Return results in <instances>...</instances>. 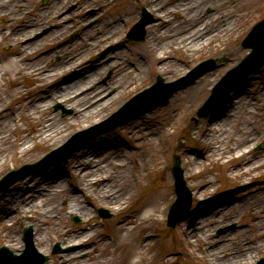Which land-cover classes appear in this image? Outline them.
Masks as SVG:
<instances>
[{
	"label": "bare ground",
	"instance_id": "obj_1",
	"mask_svg": "<svg viewBox=\"0 0 264 264\" xmlns=\"http://www.w3.org/2000/svg\"><path fill=\"white\" fill-rule=\"evenodd\" d=\"M101 1L108 4L115 0ZM146 1L156 12L168 15V24L158 27V19L149 24L150 33L142 45L143 50L136 49L133 55L130 47L121 44L126 32L125 22L133 16L131 11H106L108 14L104 13L99 23L87 27L86 35L92 36V40L85 42L84 46L89 47L90 51L77 49L76 54L66 55L64 63L58 68L48 65L45 58L33 61L26 56L43 39H35L36 31L45 25L43 23L46 20H57L61 7L55 6L43 21L34 17L30 24L16 25L9 31L8 28L3 29L7 38L20 43L15 50L0 53V171L8 167L9 163L15 165L35 159L48 146L63 141L72 129L99 119L120 103L124 96L143 88L149 64L169 81L186 73L189 64H193L205 48L214 45L211 56L226 54L228 60L219 63L213 71L205 72L193 85L179 91L173 98L179 104L200 99L211 90L218 75L239 58L244 50L238 46L239 40L244 33L250 31L255 17L261 13L246 14L239 10L243 6L242 0H174L173 5L159 10L157 6L162 0ZM4 2L5 0H0V4ZM201 3L212 7L211 13L206 17ZM17 4L21 13L15 18L20 20L24 17L22 13L28 12V9L21 7L20 0ZM1 8L3 10L0 15L4 14V9L10 10ZM14 8L12 5L11 9ZM181 9L182 12L186 9L187 14L180 13ZM169 12H173L174 16L167 14ZM89 17L84 19V24ZM12 23L13 20L7 22ZM57 32V29H53L49 35L55 36ZM231 35L232 39L227 40ZM74 43L70 40L64 48H69ZM171 52H177V55L173 56ZM107 56H113V59L108 61L105 59ZM132 56L129 60L128 57ZM108 68L112 69V79L104 84L98 83V77ZM256 76L258 74L254 75ZM249 84L246 81L232 88L221 109L206 117L199 133L200 140L207 147L206 152L188 151L185 175L189 179L200 180L193 184L192 191L196 201L191 211L182 218L181 237L188 243L192 242V237L195 241L202 239L201 247L209 262L224 253L217 252L214 246L208 247L209 240L203 232L204 224L211 217L226 213L230 204L236 202L230 203V198L213 206L204 202L206 193L214 191V180L207 179L205 173H201V166L211 155L222 158L221 163L227 167L226 174L239 180L242 185L253 181L251 175L259 176L264 172V152L250 153L254 143L264 134V94L257 91V97H253ZM14 100L17 101L16 106H12ZM54 101H60L71 108V115L60 119L58 112L50 110V104ZM131 110L133 111L129 106L128 113ZM20 120L25 123L21 127L18 125ZM14 129L23 131L15 143L10 135ZM164 134V130L155 129L147 133L142 141L146 147L138 154L131 153L129 145L122 140L108 142L99 138L97 141L87 142L67 162L70 180H74V184L68 182L56 169L42 174L33 187L31 182L37 174L25 177L23 184L17 183L0 195V225H3L0 236L11 246L18 245V235L13 234L9 227L4 228V225H10L15 215L21 213L25 219L34 223L33 228L37 231L35 242L44 245L46 227L51 218L58 220L57 204L59 200H63L66 212L79 214L85 224L79 231L70 230L65 225H56L57 236L63 245L77 244L76 250L60 254L57 263L83 264V260L77 262L76 259L82 251L88 254L91 250H96L95 243H89V240L100 226L99 223L96 225L89 222L95 215L86 205V201L91 204L88 198H95L97 206L113 213L122 212L128 202L139 200L140 206L134 213L118 218L112 240L116 244L115 248L126 246V251L132 258L136 257L130 264H140L146 258L144 251L150 249L148 245L155 239L150 232V225L161 220L165 204L174 196L168 171L163 168L156 170L154 165L159 136ZM235 158L239 159L236 163H229ZM148 163H151L150 173L144 170ZM158 173L159 180L154 178ZM23 185L29 188L28 192H21ZM241 200L239 208L254 216L251 226L260 231V225L264 223V198L248 193ZM45 224L47 226L44 227ZM138 232L140 238L136 239L135 234ZM257 235L261 236L262 233L258 232ZM248 246L250 245L241 239L235 245V249L242 248L241 252L233 255L232 251L227 262L223 258V261L219 260L221 263L214 261L213 264H250L264 244L252 245L253 251ZM38 249L44 251L41 247ZM94 261L96 264L106 263L97 258Z\"/></svg>",
	"mask_w": 264,
	"mask_h": 264
},
{
	"label": "rangeland",
	"instance_id": "obj_2",
	"mask_svg": "<svg viewBox=\"0 0 264 264\" xmlns=\"http://www.w3.org/2000/svg\"><path fill=\"white\" fill-rule=\"evenodd\" d=\"M18 0H6L8 4H2L5 6L11 7L12 5L15 6L14 9H11V15L8 16V19H14L17 14L21 13V10L19 8V5L17 4ZM22 1V0H20ZM24 1V0H23ZM22 1V3H23ZM79 1V10L78 13L79 17L75 18L76 20L81 21L78 30L80 28V40L77 38V41L72 44V46L68 49L71 50V52L75 53L77 49L82 48L83 50H87L90 48L84 46L85 42H81V36H84V39H89V41L92 40V36L86 35L87 27H89L90 24H83V19L89 16V14L86 13L87 8L92 5L90 0H78ZM102 2L101 0H98ZM174 0H162L157 6V9L165 8L166 6L173 3ZM27 5L33 6V9H40L44 8V10H41L42 13V19L46 18L50 15L52 12L53 4L48 3L47 5H41L40 0H27ZM203 2V0L201 1ZM97 2H93L95 4ZM103 3V2H102ZM242 7L239 10L245 11L246 14L253 13L254 15L261 12L259 15H257L254 19V22H258L259 20L264 18V0H242ZM24 4V3H23ZM26 5V4H25ZM1 6V5H0ZM94 6V5H92ZM202 12L204 14V17L208 16L211 13L212 7L205 5V3H201ZM144 7L146 10H148L153 15V21L157 22L155 20H160L159 26L162 27L164 24H168L167 16H163V12H156L155 9L150 7L148 5V2L146 0H115L112 3H103L102 8L103 10L99 12L102 8H97L95 11V22H98L102 15L108 14V11H120L124 10L126 12L131 11L133 13V16L126 20V31L129 29L131 24H133L138 18L139 13L141 12V8ZM106 8V10H105ZM187 8V7H186ZM189 9V8H187ZM205 9H208V12L205 11ZM1 11V8H0ZM43 11V12H42ZM107 11V12H106ZM167 11V10H166ZM180 13L187 14V10L182 9L179 10ZM35 11H31V13L27 15H23L20 20H15L12 24H6L5 21L0 22V53H6L9 51L15 50L18 46L20 41L15 42L12 38H7V36L4 34L3 29L8 28L7 31L12 30L16 25H20L26 20L31 19ZM171 13V14H170ZM38 14V13H36ZM76 14V13H75ZM167 14H170L171 17L174 16L173 12H169ZM33 15V16H32ZM74 18V14H69V18ZM163 17V18H162ZM7 19V18H6ZM94 19L90 18L89 21H92ZM22 20V21H21ZM240 20V19H239ZM238 20V21H239ZM152 22V23H154ZM253 22V23H254ZM59 27V33L54 38H49L50 36H46L43 38L42 41H40V44L38 45L37 49H35L34 52L27 53L28 59H33V61L38 60L40 58H45L47 60V64H61V59L57 61V59L54 58V54H56V51L54 53H50L52 50H54L56 45H63L66 41L71 40V34H69V31L72 29V24H69L66 28V24H56ZM94 25V24H91ZM74 27V26H73ZM248 32V31H247ZM244 33L241 37V39L247 34ZM150 33L149 30V24L146 25V35L144 40L137 41V40H127L125 36H123L121 44L123 46L130 47L131 54L133 55L136 49H142L143 50V43L146 41L148 34ZM79 34V32H78ZM74 36V35H73ZM233 35L229 37L227 40H231ZM88 43V41H87ZM222 44V43H220ZM239 47L243 48L244 50L239 55V58L236 60V62L229 66L228 68L234 66L237 64L240 59L251 49L247 47H243L240 43L238 44ZM214 45L211 47H207L203 50V52L200 53L198 59L191 65L189 64L187 71L190 69V67L194 64H196L199 61H202L205 58H210L209 56L213 55ZM67 49V48H66ZM63 49V50H66ZM45 53H42L44 52ZM49 51L50 54L47 52ZM67 51V50H66ZM72 53V54H73ZM77 53V52H76ZM75 53V54H76ZM110 53V52H109ZM173 56L177 55V52H171ZM74 54V55H75ZM64 56L63 54L61 55ZM51 58V59H50ZM132 57H128V59H132ZM108 61H111L113 59V56H107L105 57ZM215 59V57H214ZM228 60V56L226 54L219 55L217 57L216 65L214 68L210 69L209 71H213L219 63L225 62ZM227 68V69H228ZM226 69V70H227ZM226 70L221 72L219 75H222ZM208 72V71H207ZM161 74L157 73L154 70V67L152 64H149L147 67V73L145 76L146 85H150L156 75ZM255 74H258V76L254 77ZM217 80L219 79V76ZM113 77V72L111 68L106 69L97 79V82L100 84H104L111 80ZM163 77V76H162ZM177 77V76H176ZM164 78V77H163ZM175 78V77H174ZM173 78V79H174ZM22 82H24V79L21 78ZM198 79V78H197ZM197 79L192 83L189 84L186 87H189L193 85ZM165 80V79H164ZM216 80V81H217ZM249 81V90L252 93L253 97H257V91H261V93L264 94V65L259 68L256 72L251 73L247 76V78L240 83ZM237 84V85H238ZM145 85V86H146ZM236 85V86H237ZM186 87L178 90L175 92L167 101V103L158 105L154 109L145 112L144 114L126 122L121 127H118L114 130L105 132L101 135H98L91 139L92 141H97L96 139H103L104 141H123L126 145H129V151L134 154L140 153L146 145L142 143L143 138L147 133L152 131L153 129L165 131V134L163 136H159L158 144H157V156L156 161L154 162L156 170H159L160 168H163L164 171H168L169 174V183L172 190H174V183H173V176L171 171V166L173 162V155L178 154L180 158V165L183 170V178L186 181V185L188 186L190 190V198H191V204L190 208L186 213H184L175 223L173 227H168L166 225V213L168 210V206L171 202H173L176 198V194L174 192V196L168 200V202L165 204L163 212L161 214V220L158 223H152L150 225V232H152L155 236L150 243L149 247L150 249L147 251H144V255L146 256L145 260L142 261L140 264H213L214 261L221 263L219 260L223 261V258L228 260V257L230 256V252H234L233 255L240 251H242L241 247H238L235 249V245L238 244L241 239H244V242L247 243L248 247H250L251 251H253V247L257 246V243L264 244V223L260 225L261 229L260 231H257V227L251 226V221L254 219V216L250 214L247 210H241L238 206L239 201H242L243 197L245 195L247 196L249 194L256 195L259 198H264V172H262L259 176H253L251 175V179H253L252 182L248 184H240L239 180H235L230 178L226 172L227 167L226 164H222L221 160L222 158H216L215 155H211L207 157L205 163L201 166L200 170L201 173H205V177L207 179L214 180V191L211 193H206L204 202L207 205H219L222 201H224L227 198H230L232 202H236L233 204H230V207L227 209L226 213L218 214L215 217H211L205 224H204V235H206V238L209 240V246H214L216 248L217 252H223V254L215 256L214 261L209 262L208 259L204 256L203 248L201 245L203 244V240L195 241V238L192 237V242L188 243L186 241L182 240L181 237V224H182V218L191 211L193 205L195 204V197L193 196V184L199 182V178L189 179L185 175V167L188 159V151H201L206 152L207 147H205V144L200 140V131L203 128V125L205 123L206 117L209 116V114L213 113L214 111H217L221 109L222 104L214 109L212 112H210L205 117H198L196 115V109L199 107L200 104L204 101L207 94L202 96L200 99H197L196 101L187 102L185 104H179L176 99H173L175 95L185 89ZM210 92V91H209ZM132 94H128L123 97L122 101L120 103L113 106L110 110H108L105 114H103L99 119L85 125V126H79L77 128L72 129V131L66 136V138L52 146H48L47 148L42 151V153L36 157L33 160L29 161H21L15 165H12L9 163L8 167L3 168L0 171V177L4 175L7 171L10 169H14L19 167L23 162H33L37 161L39 158L44 156V154L49 151L52 148H55L62 143H64L73 133L83 129L87 128L90 125L97 123L101 121L102 119L106 118L112 111L116 110L118 107H120L126 100H128L129 97H131ZM173 99V100H172ZM17 101L14 100L12 103V106H16ZM50 110L58 112L59 118L64 119L68 118L71 115V108L66 107L61 103L60 101H54L50 104ZM23 121L20 120L18 122V125L21 127L23 126ZM230 127V126H229ZM23 131L22 130H12L11 131V140L13 143L15 141L19 140L22 136ZM89 140V141H91ZM32 142V141H31ZM263 153L264 152V134L261 136V138L254 143V145L251 148L250 153ZM74 153V152H73ZM72 153V154H73ZM71 154V155H72ZM70 155V156H71ZM70 158V157H69ZM69 158L61 163V164H55L48 166L47 168L41 170L38 172L37 177L33 179L31 182L32 187L34 186V182H37L44 174L47 173L50 170L56 171L58 170L59 173H62L66 179H68V182L75 183L74 180H70V169L67 164ZM239 159L235 158L229 163H236ZM56 169V170H54ZM151 169V163H148L144 170L145 172H149ZM34 175V174H29ZM27 175L26 177H28ZM69 175V176H68ZM157 176L154 177L157 180H159V173L156 174ZM23 179L18 180L14 184H11L6 190L10 189L13 185L20 183L23 184ZM5 190V191H6ZM0 192V195L5 192ZM29 188L26 187V185H23V189L21 192H28ZM90 200V203H87L86 205L92 209V213L95 215L89 222L100 224L98 225V229L92 234L89 243H95L96 250H91L87 254L86 251H82L79 254V257L76 259L77 262L83 260V264H96L94 261V258H97L99 261L103 260L106 262L105 264H130L131 260L136 258L131 256L129 252L126 251L125 247H118L115 248L116 244L113 240H110V236H115L116 233V222L119 217L126 216L128 214L134 213V211L137 209L139 204V200L130 201L127 203L126 207L122 212L119 213H113L109 209L97 206L95 203V198L90 197L88 198ZM167 206V207H166ZM57 213L59 214L58 220H52L47 221L49 223V226L46 227V241L44 245L36 243V234L37 231L33 228V222L28 221L25 219V217L21 213H17L13 219L12 222H10V225H4V228L9 227L13 234L18 235L19 243L16 246H11L8 244L4 238L0 236V246L6 245L8 248L13 250L14 252H21L24 246V240H23V229L24 227L31 226L32 227V238L34 241L35 247L38 249V247H41L44 251L40 250L42 253L47 254L49 256V259L47 261V264H55L57 263V260L60 259V254L62 253H68L71 251H74L77 249V244L75 243H69V244H62L59 240V237L57 236L56 231V225L59 224L67 226L70 230L79 231L80 228L85 224L83 222L82 218L77 213H67L66 212V205L63 200H59L57 204ZM99 209H106L108 213L110 214L107 218L100 217ZM78 218V221L76 222L73 218ZM234 224L230 229L224 231L223 233L218 234L217 230L220 227L232 225ZM2 226L0 225V231L2 230ZM47 226L46 224L44 227ZM153 229V230H152ZM258 232H261L262 235L258 236ZM1 234V233H0ZM107 234V235H106ZM201 234V233H200ZM202 235V234H201ZM136 239L140 238V233L135 234ZM55 243L59 244V247L62 248V251H58L56 253H52V249L55 246ZM254 245V246H252ZM19 246V247H18ZM206 246V248H208ZM64 248V249H63ZM249 251V248H247ZM98 251V252H97ZM170 253H173L172 255H169ZM224 256V257H221ZM249 256V254H248ZM260 256H264V247L258 250L257 256H255V259L251 261L250 264H255V262L260 258ZM90 259L91 262L89 261ZM230 263V262H229Z\"/></svg>",
	"mask_w": 264,
	"mask_h": 264
},
{
	"label": "water",
	"instance_id": "obj_3",
	"mask_svg": "<svg viewBox=\"0 0 264 264\" xmlns=\"http://www.w3.org/2000/svg\"><path fill=\"white\" fill-rule=\"evenodd\" d=\"M150 21L148 18V14L146 12H143V16L140 21H138L130 30L129 32V37L130 38H136V39H142L145 33L144 30V25ZM264 28V20L260 21L258 24L254 26L252 31L249 33L248 37L245 39V45H252L253 44V39H254V34L258 31H260V28ZM256 44H253V52L250 53L249 55L246 56V58L243 60V62L238 65L234 70L230 71L227 75L223 77V79L217 84L215 87V90L213 93L210 95V97L206 100L204 105L199 108L198 114L200 116L206 115L211 109H213L216 105H218L224 97L227 95L228 91L232 88L234 83L238 80L244 79L250 72L256 70L258 67H260L264 63V37L260 38L255 42ZM246 62V63H244ZM214 66V61L213 60H206L198 65L193 71L197 70L199 67H203L195 72V74L190 75L188 80L180 79L176 82V85L173 87L168 88L165 92L161 93L159 96L154 95L157 93L160 89L165 88L169 84H164L162 82V79L160 77L157 78L156 83H154L150 88L144 90L142 93L139 94H145V95H154L153 101H150L149 104L146 107H142L139 110L135 111L133 114H127L125 116H121L124 112L123 109L126 108L128 104H130V101H135L136 97L132 98L129 102H127L121 110L113 113L108 119L102 121L98 125L93 126L89 130H86L84 132H80L79 134H83L85 132L91 131L95 128L101 127L99 130H96L90 135H87L81 142L77 143H68L61 147L60 149L54 151V154L57 153V158L53 160V162H45V164H41L37 168H35V171H39L45 166H48L52 163H60L62 161H65L68 156L76 149L78 148L81 144H83L86 140L106 131L109 129H113L125 121L135 117L136 115L143 113L144 111L151 109L155 107L156 105L160 103H164L167 101V99L171 96V94L179 89L180 87L192 82L197 76H199L201 73L204 72V69H208ZM59 153V154H58ZM50 154V153H49ZM42 159V163H43ZM36 164L32 165H25L23 166L24 168H28L29 170L22 172L20 175L15 178L13 177L10 179L5 186L2 184L5 182V178H9L12 174L9 173L7 174L1 181H0V191L4 190L7 185L12 183L18 178H22L25 176L27 173L32 171L30 167L35 166ZM174 170V175L175 179L177 180V186H178V191L179 193L182 192V189L186 192H188L187 188L184 186V181L182 180V170L179 166V160L178 158L175 159V163L173 166ZM176 203V202H175ZM173 204L171 207V214L169 216L173 217V209L176 207V204ZM189 206V200L187 203V206H184L181 211L184 213L186 209ZM178 216V215H177ZM176 218H171L170 222L168 224L173 225L174 221ZM25 236H26V248L23 251V254L21 256H12L10 250L5 247L1 246L0 247V264H43L44 260L47 259V256H42L41 257L35 253L32 239H31V233H30V227L28 229L24 230ZM259 264H264V258L260 260Z\"/></svg>",
	"mask_w": 264,
	"mask_h": 264
},
{
	"label": "flooded vegetation",
	"instance_id": "obj_4",
	"mask_svg": "<svg viewBox=\"0 0 264 264\" xmlns=\"http://www.w3.org/2000/svg\"><path fill=\"white\" fill-rule=\"evenodd\" d=\"M56 3L58 5L64 6L66 8L67 13H72V12H75L76 14L78 13V10H79V1L78 0H56ZM63 15H64V13H62L61 16H63ZM63 24H71V21L64 22ZM76 24H79V23L76 22Z\"/></svg>",
	"mask_w": 264,
	"mask_h": 264
}]
</instances>
